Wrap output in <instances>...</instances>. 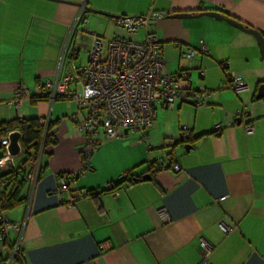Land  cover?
<instances>
[{
	"label": "crops",
	"instance_id": "crops-1",
	"mask_svg": "<svg viewBox=\"0 0 264 264\" xmlns=\"http://www.w3.org/2000/svg\"><path fill=\"white\" fill-rule=\"evenodd\" d=\"M83 6L68 50L77 65L84 64L82 53L88 54L93 34L104 41L144 38V33L120 29L119 18L163 14L152 30L164 46V72L178 78L185 73L182 86L211 94L204 108L188 103L173 110L158 108L145 142L139 135L103 141L91 157L92 172L71 180L67 198L81 190L101 191L124 175L151 179L125 186L117 195L95 193L69 207L53 191L58 175L79 170L83 161L77 105L70 100H31L19 109L8 104L17 85L34 92L38 82L55 76ZM207 12L264 35V0L0 2V122L50 120L56 142L45 148L37 183L26 182L24 202L4 212L10 222L26 223L20 239L25 263L12 258L10 245L19 235L11 231L6 242L0 241V264H203V241L213 248L210 264H264V99L257 98L264 85V59L253 35L199 17ZM176 15L193 17L170 18ZM202 42L209 54L184 58L186 50H199ZM227 61L247 89H222L226 74L221 64ZM244 107L255 126L252 135L234 117ZM217 124L225 126L218 134ZM170 137L176 141L172 161L164 146ZM173 165L182 171L174 173ZM32 171L28 166L27 172Z\"/></svg>",
	"mask_w": 264,
	"mask_h": 264
},
{
	"label": "built area",
	"instance_id": "built-area-1",
	"mask_svg": "<svg viewBox=\"0 0 264 264\" xmlns=\"http://www.w3.org/2000/svg\"><path fill=\"white\" fill-rule=\"evenodd\" d=\"M85 9L86 6L81 8V13L69 34L55 76L50 80L38 82L34 92H31V89L25 84L17 85L14 99L8 104L10 107L19 109L26 101L39 99L46 100L51 104L57 100H70L77 105L80 120L76 128L85 139L83 161L79 170L59 174V184L53 191V194L60 197L61 203L67 204L69 207H73L77 201L89 197L88 190H81L73 198H67L70 193V182L92 172L91 157L103 141L127 139L133 135H139V141L145 142L147 140L146 133L153 127L158 108L173 110L182 103L204 108L207 106V99L211 94L206 89L195 90L188 84L182 86L180 80L187 79L185 73L180 74V78H178L164 72L166 65L163 56L164 46L152 30L154 21L165 18L166 15L163 14L150 12L146 16L119 18L117 25L120 29L131 35L144 33V38L128 40L115 37L104 41L93 34L87 62L77 65L68 58V50L74 28L80 22V16ZM198 53L209 54V49L204 42L201 43L199 50H186L184 58L191 61ZM229 65V61L221 64L226 74L222 89L235 93L247 89L246 83L229 71ZM234 117L236 121H240L247 135L254 133L255 126L247 107L237 110ZM75 118L76 116H71L72 120ZM40 124L47 130L50 120H40ZM224 128L223 124H217L214 127V132L218 134ZM182 131L185 136L191 134L187 127H183ZM11 134L0 142V146L5 150V156L0 160V168L12 171L19 167L22 170H27L28 166H32L33 171L27 174L26 179L31 184L37 183L42 170L45 148L43 147L38 154L32 151L31 158L24 159V163L18 167L14 160L23 156L24 147L20 142V154L17 157L10 156ZM164 146L169 153L168 159L172 161L176 147L175 139L171 137L166 139ZM160 169L163 167L157 168V170ZM172 170L174 173H180L182 168L179 165H173ZM122 178L130 179L129 175H124ZM111 188V185H107L105 190L109 191ZM117 193L111 194L117 195ZM162 219L165 223L170 221L165 211L162 212ZM25 229L26 223H13L2 214L0 215V241L6 242L10 232H16L19 235V240L10 245L13 252L12 258L13 260L18 258L23 263L25 262L23 256L20 255V239ZM228 230L230 231V228ZM102 248L104 247L102 246ZM201 248L203 264H210L209 257L213 250L212 246L203 241Z\"/></svg>",
	"mask_w": 264,
	"mask_h": 264
},
{
	"label": "trees",
	"instance_id": "trees-1",
	"mask_svg": "<svg viewBox=\"0 0 264 264\" xmlns=\"http://www.w3.org/2000/svg\"><path fill=\"white\" fill-rule=\"evenodd\" d=\"M33 100L39 101V99ZM53 129L54 127L50 124L46 130V127L42 126L40 124V120L38 119L0 122V142L13 132L21 133V143L24 147V154L19 158L20 161L17 163V166L19 167L22 163H24V159L27 160L31 158L32 151L35 154H38L43 147L46 148L49 145H54L56 143L53 138ZM4 156L5 150L2 146H0V160ZM27 174V170H22L20 167L13 171H5L0 168V215L2 214L5 217L4 212L13 210L24 202L22 194L26 187V182H28L26 179ZM42 174L43 172L41 171L40 177ZM129 177L130 179L126 180L121 177V181L119 183L111 184L112 188L109 191L105 189L98 192L88 191V195L93 196L95 193L102 195L104 193L111 194L113 192H118L125 186L134 185L140 182L144 176L136 177L132 175ZM20 255L23 256L21 252ZM15 260L19 259L16 258Z\"/></svg>",
	"mask_w": 264,
	"mask_h": 264
},
{
	"label": "water",
	"instance_id": "water-1",
	"mask_svg": "<svg viewBox=\"0 0 264 264\" xmlns=\"http://www.w3.org/2000/svg\"><path fill=\"white\" fill-rule=\"evenodd\" d=\"M202 16L211 17V18H214L218 21H224L227 24H229L230 26H232L238 30H241L243 32H246L248 34L253 35L259 44L261 54H262V58L264 59V35L263 34H261L260 32L254 30V29H250V28L244 26L243 24H241V23H239L233 19L225 18L224 16H222L220 13H217V12H207V13L200 15L199 17H202ZM110 17H112V16H110ZM186 17H193V16L176 15V16H171L170 18L176 19V18H186ZM114 18L117 19V17H114ZM257 98L264 99V85H262L259 88ZM238 123H240V121H238ZM21 139H22V135L20 132H13L10 135V146H9L10 156L17 157L20 154V152H21V147H20ZM150 179H151L150 176H144L142 178L143 181H147Z\"/></svg>",
	"mask_w": 264,
	"mask_h": 264
},
{
	"label": "rangeland",
	"instance_id": "rangeland-1",
	"mask_svg": "<svg viewBox=\"0 0 264 264\" xmlns=\"http://www.w3.org/2000/svg\"><path fill=\"white\" fill-rule=\"evenodd\" d=\"M82 55H83V58H84V63H86L87 60H88V54H84V53H82ZM18 160H19V159H15L14 162L17 164V163H18ZM12 171H13V170H12Z\"/></svg>",
	"mask_w": 264,
	"mask_h": 264
}]
</instances>
